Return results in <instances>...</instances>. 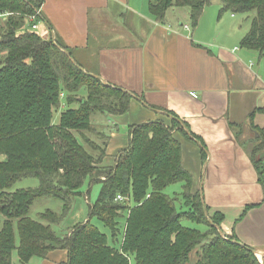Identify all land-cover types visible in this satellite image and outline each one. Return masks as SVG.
Here are the masks:
<instances>
[{
    "label": "trees",
    "instance_id": "obj_1",
    "mask_svg": "<svg viewBox=\"0 0 264 264\" xmlns=\"http://www.w3.org/2000/svg\"><path fill=\"white\" fill-rule=\"evenodd\" d=\"M210 2L148 0V11L166 23L168 11L180 8L194 28ZM43 3L0 0V264H13V250L21 263L29 264L54 249L67 253L57 264H190L192 258L193 264H262L251 247L220 233L223 215L209 216L200 191L192 192L193 178L182 165L181 145L173 135L178 117L167 111L173 117L170 125L155 119L121 127L117 117L129 111L132 94L105 84L97 65L83 64L78 51L31 28L37 19L29 16L38 15ZM251 11L239 45L264 54V0H221L218 17ZM79 91L84 96L76 95ZM61 94L68 105L56 122L53 110L61 104ZM257 112L263 113L264 106L250 112L252 123ZM254 127L259 136L250 157L261 182L264 163L257 155L264 153V127ZM121 128L127 147L112 165H98L111 134ZM23 179L37 184L15 188ZM85 183L88 199L93 185H100L96 198L84 220L62 227ZM176 183L181 185V209L178 194L171 197L164 191ZM44 198L61 201V211L46 209L31 217L34 201ZM96 220L110 229L109 235ZM182 220L203 227H187Z\"/></svg>",
    "mask_w": 264,
    "mask_h": 264
},
{
    "label": "crops",
    "instance_id": "obj_2",
    "mask_svg": "<svg viewBox=\"0 0 264 264\" xmlns=\"http://www.w3.org/2000/svg\"><path fill=\"white\" fill-rule=\"evenodd\" d=\"M206 7L192 28L180 8L168 11L170 22L156 21L147 0H44L36 30L78 51L83 64L97 65L101 79L132 94L119 122L161 119L170 125L167 111L178 117L173 135L192 175V192L200 191L209 216L223 215L224 235L251 247L264 264V179L258 181L250 157L259 136L254 126L264 127V112L249 119L264 106V75L249 64L256 53L240 47L241 38L231 41L227 32L214 38L207 23L220 18L205 15ZM125 135L111 134L109 158L127 147ZM257 157L264 163L263 152ZM48 254L39 264L67 258L64 249Z\"/></svg>",
    "mask_w": 264,
    "mask_h": 264
},
{
    "label": "rangeland",
    "instance_id": "obj_3",
    "mask_svg": "<svg viewBox=\"0 0 264 264\" xmlns=\"http://www.w3.org/2000/svg\"><path fill=\"white\" fill-rule=\"evenodd\" d=\"M220 6H221V0H211L210 4L206 7L205 15H209V13H212V14L216 13V17H217L218 16V9L220 8ZM230 14L231 13H229V12L223 13L219 17L220 18L219 22L216 25H214V22L212 23V21L207 23V27H213L214 38L216 37V35H220L221 33L227 32L225 38L229 37L231 41L239 40L246 33V31L249 29L251 17L254 15V11H251L249 13L247 12L246 14L235 13L234 17H230ZM183 19H184V23L188 22L186 18H183ZM37 20H39V19H37ZM2 24H3V22L0 20V27ZM2 28H3V26H2ZM36 31L39 34L43 35L41 29H37ZM239 42H240V40H239ZM239 42H238V45H239ZM239 46H238V48H239ZM253 52L256 53V55L251 59V61H249V64L251 62L250 65H253V68H255V69H260L264 75V54H259V52L256 50H254ZM77 54H78V52H77ZM107 84H108V82H107ZM76 95L84 96L83 93L80 91L78 93H76ZM60 101H61V104L59 105V107H57L55 110H53V116H54V120L56 122L59 119L60 112L63 110V108H65V105L67 104V103L66 104L64 103V94H61V100ZM72 106H76V104H73ZM129 110H130V108H129ZM137 112L140 113L139 110ZM96 117L101 118L103 116L97 115ZM129 122L130 121L128 120V118H126V120H124L122 122L120 121L118 123L121 126L123 124L124 125H130ZM94 123H95V125H97V123H99V122L95 121ZM136 124H138V123H136ZM73 132H74V134L75 133L77 134L76 131H73ZM119 133H120V136H124L125 135V129L121 128ZM114 156L115 155H112V157L109 158V156H107V153H106V156L104 158L105 161L104 162L102 161V163H99L98 165L109 166L108 161H106V157H108V160L110 162H112V161H114V158H115ZM36 184H37L36 179H23L22 181L16 183L15 188H18L21 186H35ZM86 186H87V184L85 183L81 189L83 191V194L77 195L76 198L74 199L73 203L71 204V206L69 208L70 210L62 222V227H68V226L74 224L75 222L82 221L85 219V217L88 213L89 202L90 201L92 202L96 198V196L99 192V189H100L99 184L93 185V187L91 188V190L88 194V197H89V199H88L86 197ZM180 190H181L180 183H176L173 185H169L168 187H166V189L164 191L168 195L173 197V196H175L174 193L178 194L180 192ZM176 206L178 209L184 208L183 201H182L181 197L179 196V194H178V200L176 201ZM61 208H62V202L57 200V199H53V198L37 199L34 201L32 207H31L30 216L36 219L38 212L45 211L46 209H51V210L59 213L61 211ZM96 221H97L96 224L99 227V229L109 235L110 229L108 227H106L105 225H103V223H101L100 221H98V220H96ZM123 224H124V214L118 218V228H119L118 234L119 235H121V230L123 228ZM182 224L184 226H187V227L198 228V229L203 227L202 224H199V223L191 221V220H182ZM218 230L221 231L219 226H218ZM220 233L224 235V233L222 231ZM237 242L239 244H243L240 241H237ZM17 244H18V238L16 235V245ZM47 255H49V254H47ZM48 258L51 259V256ZM37 259L38 258L32 259L29 264H33V263L36 264L39 261H41V259H38V260ZM44 259H46V257ZM193 262H194V259L192 258L190 264H193ZM12 263L13 264H23L19 261L16 250L12 251ZM130 264H134V262L131 260Z\"/></svg>",
    "mask_w": 264,
    "mask_h": 264
},
{
    "label": "built area",
    "instance_id": "obj_4",
    "mask_svg": "<svg viewBox=\"0 0 264 264\" xmlns=\"http://www.w3.org/2000/svg\"><path fill=\"white\" fill-rule=\"evenodd\" d=\"M29 19L34 22L35 19H37V12L35 14H33V15H30ZM36 27H37V24L36 23H32L31 28L36 30ZM116 199L121 200L122 197L120 195H117Z\"/></svg>",
    "mask_w": 264,
    "mask_h": 264
},
{
    "label": "water",
    "instance_id": "obj_5",
    "mask_svg": "<svg viewBox=\"0 0 264 264\" xmlns=\"http://www.w3.org/2000/svg\"><path fill=\"white\" fill-rule=\"evenodd\" d=\"M100 78V76H98ZM101 79V78H100ZM102 81H104L103 79H101ZM105 84H107V82L104 81Z\"/></svg>",
    "mask_w": 264,
    "mask_h": 264
},
{
    "label": "clouds",
    "instance_id": "obj_6",
    "mask_svg": "<svg viewBox=\"0 0 264 264\" xmlns=\"http://www.w3.org/2000/svg\"><path fill=\"white\" fill-rule=\"evenodd\" d=\"M187 25H188V24H187ZM187 25H186V26H187Z\"/></svg>",
    "mask_w": 264,
    "mask_h": 264
}]
</instances>
